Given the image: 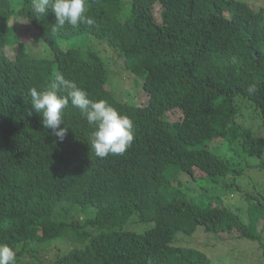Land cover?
I'll use <instances>...</instances> for the list:
<instances>
[{"label":"trees","instance_id":"16d2710c","mask_svg":"<svg viewBox=\"0 0 264 264\" xmlns=\"http://www.w3.org/2000/svg\"><path fill=\"white\" fill-rule=\"evenodd\" d=\"M87 15L92 24L53 33V12L37 19L31 0H0V244L16 264H42L50 250L48 264H212L187 240L174 244L177 232L200 226L264 247V189L236 184L252 169L264 173V0H90ZM24 19L51 54L19 39ZM121 66L143 92L112 93ZM58 72L133 121L124 154L96 157L92 127L70 103L63 141L29 114V89L47 90ZM197 180L244 194L246 220L209 188L187 191ZM132 216L153 225L123 230Z\"/></svg>","mask_w":264,"mask_h":264},{"label":"clouds","instance_id":"9594fccd","mask_svg":"<svg viewBox=\"0 0 264 264\" xmlns=\"http://www.w3.org/2000/svg\"><path fill=\"white\" fill-rule=\"evenodd\" d=\"M90 0H31V12L39 19L49 11L54 13L55 23L51 31L57 33L64 26L73 28L80 24H92L93 20L87 15V4ZM21 17H18V20ZM19 23L15 29L28 26L36 32L33 47L41 46L48 51L47 44L39 42V33L34 25L25 20ZM38 33V34H37ZM49 52V51H48ZM50 53V52H49ZM51 54V53H50ZM61 89L66 94H61ZM255 84L249 85L247 93L255 94ZM31 109L40 114L44 128L51 129L52 134L63 141L69 126L64 123V110L69 106L78 108L86 118L92 131L88 138V144L95 156L106 158L109 155H122L131 147L134 139L133 121L126 115L121 114L106 100H92L83 88L75 81L68 80L62 73L55 74V81L47 90L37 91L35 87L29 89ZM64 127H60L61 124ZM0 264H16V252L7 244H0Z\"/></svg>","mask_w":264,"mask_h":264},{"label":"rangeland","instance_id":"374dc122","mask_svg":"<svg viewBox=\"0 0 264 264\" xmlns=\"http://www.w3.org/2000/svg\"><path fill=\"white\" fill-rule=\"evenodd\" d=\"M160 7V5H159ZM159 7L155 8V14L157 20H161L159 16ZM161 8V7H160ZM25 23V21H23ZM19 39L25 43H31L34 41L36 37V32L33 31L32 28L28 26H22L18 28ZM89 43H98L96 42L93 36H89ZM117 53V52H116ZM122 67V66H121ZM118 71V75H119ZM122 77L120 75V79H113L109 89L112 93L117 95V98L124 93L125 89H133V91H139V93L143 92L139 86H133V76L129 73L125 68L122 67ZM126 98V96H124ZM137 105H142L146 103L147 96L145 94H141L138 96ZM172 118H174L177 113L170 114ZM241 121L245 124H252L251 120L248 117H245ZM258 134L264 135V126L261 129L257 130ZM264 138V136H263ZM216 150L221 153H225V156L231 157L234 152V148L228 147L226 142H220L216 146ZM256 162L253 160L251 163ZM254 164V163H253ZM253 171L247 173V177L243 176L242 179H237L236 184L239 185L240 191L249 192L258 195L259 190L264 189V173L257 171V173ZM184 174V173H181ZM196 175H199L200 172H195ZM233 180V176L228 175L226 178L222 180L224 184H230ZM243 180V183L239 184ZM194 183H187L186 188L187 191L200 192L203 188H209L212 194L219 195L218 198L221 200V204L227 206L229 209L237 213L242 219L246 220L247 216H249L247 210L243 211V209L239 210L237 207L240 204L241 195L242 198L245 196L244 194H240V192L236 190H231L230 188H221L216 187V189H212L211 184L207 183L205 180H197L193 181ZM211 187V188H210ZM206 197L204 198V203L207 201ZM247 215V216H246ZM135 216H132L125 225L122 227L123 230H134L136 232H142L145 229L151 227L152 223H138L135 222ZM264 225V221L260 220L258 222V228L261 229ZM194 234V235H193ZM191 235H185L183 232H177L174 239V244L180 243V240H187L188 243L185 245L195 246L202 250L204 253L210 256L212 264H264V247H260L259 242L255 240H250L244 237H240L237 235V231L233 233H219V234H209L203 231V228L200 226L197 227L195 233ZM264 233L262 234V236ZM194 236V237H193ZM193 237V238H192ZM190 242V243H189ZM179 245V244H178ZM71 247V246H69ZM48 254H52V250L47 253H43L42 255V264H48ZM29 260L30 258L27 257Z\"/></svg>","mask_w":264,"mask_h":264}]
</instances>
